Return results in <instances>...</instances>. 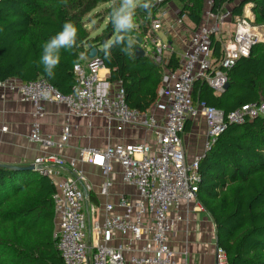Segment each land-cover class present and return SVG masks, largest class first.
<instances>
[{
    "label": "built area",
    "instance_id": "built-area-1",
    "mask_svg": "<svg viewBox=\"0 0 264 264\" xmlns=\"http://www.w3.org/2000/svg\"><path fill=\"white\" fill-rule=\"evenodd\" d=\"M151 1L154 12L147 16L148 28L138 47L163 71L160 100L155 105V110L162 113V122L154 113L131 109L120 84H117L119 88L114 96L99 93L100 71L104 64L98 57L74 66L78 84L70 95L62 94L44 79L29 83L16 79L0 82L1 89L15 92L20 101L33 105V122L28 136L33 144L46 148L63 147L73 137L69 122L58 143L42 133L47 103L65 106L67 118L103 117L122 125L143 124L156 137L155 148L149 144H117L82 151V157H89L90 163L101 170L104 179L100 189L102 196L108 197L112 187L113 163L122 169V183L134 187L137 192L136 199L120 195L116 204H106L100 217L93 207L88 208L89 197L81 186L86 177L77 163H67L54 153L34 160L35 172L55 183L54 240L62 264H177L168 235L175 225L189 220L188 217L184 219L181 211L185 205L198 201L201 181L199 164L202 155L188 161L183 146L182 137L188 121L199 116L204 118L208 150L228 125H241L246 120L264 117V103L244 105L225 115L192 98L196 82L206 83L216 94H222L228 84L229 72L236 63L248 58L255 45L264 44V25L255 24V15L250 10L252 5L247 6L242 16L234 17L227 6L225 11L215 9L216 0H204L202 22L191 33L187 49L179 57V68L171 70L168 65L175 50L162 34L169 24L170 12L164 8L166 0ZM176 19L177 24L182 25V18ZM227 25L232 26V31L229 38L221 39ZM213 37L222 40L218 39L222 42L219 59L213 57ZM65 168L69 169L68 176L56 182ZM199 205L197 202L195 209ZM88 215L93 217L91 233L95 238L92 249L86 230ZM118 236L121 237L119 241ZM216 261L217 264H228L221 250L217 252Z\"/></svg>",
    "mask_w": 264,
    "mask_h": 264
},
{
    "label": "trees",
    "instance_id": "trees-1",
    "mask_svg": "<svg viewBox=\"0 0 264 264\" xmlns=\"http://www.w3.org/2000/svg\"><path fill=\"white\" fill-rule=\"evenodd\" d=\"M114 1L0 0V82L44 79L70 95L78 84L74 66L95 48L97 57L110 70L109 82L120 84L129 107L150 112L160 100L163 71L150 57L137 58L135 50L148 28L147 16L154 10L141 9L144 25H137L131 33L136 44L129 55L117 46L111 49V58L105 59L103 45L116 35L111 11L100 35L92 37L85 26V19L99 5ZM187 2L183 1L182 15L198 27L204 0H190L192 7ZM231 4L234 17L242 16L245 6L252 5L255 24L264 25V0H216L215 9L225 11ZM66 21L78 29L77 46L71 51L61 49L60 64L50 77L40 64L42 45L61 31ZM211 48L213 57L219 59L222 45L215 37ZM168 66L179 68L175 52ZM192 98L225 115L244 105L264 103V44L255 45L248 58L236 63L222 94L196 82ZM199 174L197 199L215 224L217 246L228 264H264V117L228 125L202 156ZM54 193V185L37 172L0 166V264H62L54 240Z\"/></svg>",
    "mask_w": 264,
    "mask_h": 264
},
{
    "label": "crops",
    "instance_id": "crops-1",
    "mask_svg": "<svg viewBox=\"0 0 264 264\" xmlns=\"http://www.w3.org/2000/svg\"><path fill=\"white\" fill-rule=\"evenodd\" d=\"M233 6L234 4L228 5L227 9L232 11ZM247 6L244 10L247 9ZM164 8L167 9L166 6ZM250 10L252 11V6ZM169 12V24L162 34L164 39L172 45L176 56L179 58L186 51L190 35L197 27L186 14L182 15V13H178V15L181 14L180 18H182L183 23L178 25L176 16H173L171 10ZM104 27L99 28L91 36L100 35ZM87 30L91 32L90 29ZM231 31L232 26H224L221 39L229 38ZM218 39L222 41L220 37ZM88 59V56L83 57L82 61L86 62ZM109 77L110 70L105 67L101 69V82L98 91L107 94V96H114L119 86L110 83ZM44 106L46 116L41 127L44 135L53 137L55 142L58 143L64 126L68 122L71 124L73 137L63 147L46 148L31 143L28 136L33 122V105L20 101L15 92L0 88V166L28 167L32 165L36 158L51 153L60 156L67 163H77L86 177L81 186L89 197L88 208L93 207L97 211V217L104 213L106 204H116L120 195L136 199V189L122 183V169L117 163L112 165L113 171L110 177L112 187L109 190V195L108 197L102 196L100 189L104 179L101 170L90 163L89 157H82L81 153L85 149H104L117 144H149L155 148L157 141L154 134L143 124L135 126L122 125L117 122L111 123L103 117L91 119L67 118L65 106L50 103ZM147 113L156 114L159 121L162 122V113L157 112L155 107ZM182 139L188 161H193L196 156L204 155L207 143V127L202 116L188 121ZM68 171L69 169L65 168L60 175L61 177L56 179V182L67 177ZM46 180L53 184L50 179L46 178ZM197 202L183 207L181 214L185 220L187 217L189 220L175 225L168 235V241L175 253L177 264H217L216 227L210 215L201 205L195 209ZM171 215L173 216V214ZM92 219L93 217L88 215L86 222L88 244L91 249L92 240L95 238L92 237L91 233ZM100 219L103 220V217ZM116 238L118 241L121 239L119 236Z\"/></svg>",
    "mask_w": 264,
    "mask_h": 264
},
{
    "label": "clouds",
    "instance_id": "clouds-1",
    "mask_svg": "<svg viewBox=\"0 0 264 264\" xmlns=\"http://www.w3.org/2000/svg\"><path fill=\"white\" fill-rule=\"evenodd\" d=\"M138 7L150 9L152 2L151 0H120L118 6H113L110 15L116 35L103 45L105 59L111 58V49L117 46H121V52L126 55L132 54L136 41L131 33L138 27L135 21V12ZM77 35L78 29L75 24L66 21L61 31L42 45L40 64L50 77L54 76V69L60 64L61 49L71 51L77 46Z\"/></svg>",
    "mask_w": 264,
    "mask_h": 264
},
{
    "label": "rangeland",
    "instance_id": "rangeland-1",
    "mask_svg": "<svg viewBox=\"0 0 264 264\" xmlns=\"http://www.w3.org/2000/svg\"><path fill=\"white\" fill-rule=\"evenodd\" d=\"M183 1L187 0H166L165 3H163L164 6L167 7V9L171 10V13L173 16L181 17V14L178 15V13H182L183 9ZM120 3L119 1H114L112 4H101L99 5L86 19H85V26L88 27L87 29H90V34H95L99 28L104 27L105 23L108 22V14L110 11H112L113 6H118ZM188 7H192L193 3L188 0L187 2ZM142 7H138L135 12V21L137 25H144L143 17L144 12H142ZM101 26V27H100ZM95 29V30H94ZM94 30V31H93ZM176 261V258H175Z\"/></svg>",
    "mask_w": 264,
    "mask_h": 264
},
{
    "label": "water",
    "instance_id": "water-1",
    "mask_svg": "<svg viewBox=\"0 0 264 264\" xmlns=\"http://www.w3.org/2000/svg\"><path fill=\"white\" fill-rule=\"evenodd\" d=\"M106 42V41H105ZM135 55L137 58H141V57H145V53L142 49L137 48L135 50ZM97 57V50L91 49L89 54H88V58L89 59H94ZM228 88V84L226 85L225 89ZM7 169L13 170V171H35V167L33 165H30L28 167H19V166H14V165H5L3 166ZM219 251L218 246H217V252Z\"/></svg>",
    "mask_w": 264,
    "mask_h": 264
}]
</instances>
